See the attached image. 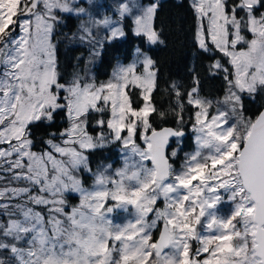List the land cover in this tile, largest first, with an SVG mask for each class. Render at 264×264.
Masks as SVG:
<instances>
[{"label": "snow or ice", "instance_id": "6c2138e0", "mask_svg": "<svg viewBox=\"0 0 264 264\" xmlns=\"http://www.w3.org/2000/svg\"><path fill=\"white\" fill-rule=\"evenodd\" d=\"M160 8L0 0V264H264V0H188L214 94L196 64L162 85Z\"/></svg>", "mask_w": 264, "mask_h": 264}, {"label": "trees", "instance_id": "16d2710c", "mask_svg": "<svg viewBox=\"0 0 264 264\" xmlns=\"http://www.w3.org/2000/svg\"><path fill=\"white\" fill-rule=\"evenodd\" d=\"M160 3L158 23L163 29L165 45L152 47L150 54L159 62L162 85L166 79H184L187 83V69L192 64H196L201 69L204 92L214 94L219 87V81L205 77L203 64L206 61H197L194 57V49L190 40L192 15L188 8V0H160ZM75 23V20L69 19L64 31H74ZM138 43L139 41L136 38L130 37L128 40L119 43L115 48L109 49L101 62L94 68L98 77L105 79L110 74L115 55L130 59ZM81 51V49L69 50L66 42L60 46V59L67 66L68 71H71L72 58L79 55ZM159 99L166 106L167 98L160 97ZM249 107L255 110V106L249 105ZM183 149L184 151L192 149L190 134L185 138ZM117 157L118 152L111 149L103 153H97L93 159L115 164Z\"/></svg>", "mask_w": 264, "mask_h": 264}, {"label": "rangeland", "instance_id": "374dc122", "mask_svg": "<svg viewBox=\"0 0 264 264\" xmlns=\"http://www.w3.org/2000/svg\"><path fill=\"white\" fill-rule=\"evenodd\" d=\"M104 3L107 5L109 3H111V0H104ZM175 147V146H174ZM191 151V150H190ZM106 163H110V162H106ZM121 164V161H120V157H119V153H118V157H117V162H115L114 167H119ZM77 198H73L74 202L76 201ZM226 210V209H225ZM122 219V217H120Z\"/></svg>", "mask_w": 264, "mask_h": 264}]
</instances>
